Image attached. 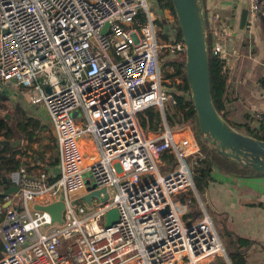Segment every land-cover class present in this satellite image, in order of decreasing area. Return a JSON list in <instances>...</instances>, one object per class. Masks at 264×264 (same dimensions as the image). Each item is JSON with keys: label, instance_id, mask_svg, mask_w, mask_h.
Masks as SVG:
<instances>
[{"label": "built area", "instance_id": "built-area-1", "mask_svg": "<svg viewBox=\"0 0 264 264\" xmlns=\"http://www.w3.org/2000/svg\"><path fill=\"white\" fill-rule=\"evenodd\" d=\"M248 18L264 20V0H249ZM227 20L211 44L224 60L237 31ZM185 57L176 15L156 0H0V82L43 102L58 154L54 171L11 174L18 192L3 198L0 264H199L224 253L208 214L184 221L177 197L194 190L186 159L198 150L174 136L164 102L184 91L169 64ZM148 107L160 131L141 128ZM255 116L264 140V113ZM86 171L99 191L89 201ZM59 200L61 222L39 208ZM112 209L118 218L105 226Z\"/></svg>", "mask_w": 264, "mask_h": 264}, {"label": "crops", "instance_id": "crops-1", "mask_svg": "<svg viewBox=\"0 0 264 264\" xmlns=\"http://www.w3.org/2000/svg\"><path fill=\"white\" fill-rule=\"evenodd\" d=\"M203 3L212 39L216 37L215 31L221 27V22L227 19L236 21L234 38L224 46L228 56L226 60L222 58L227 71L223 94L224 112L227 121L238 125L237 130L244 132L243 124H248L254 131L255 115L264 113V20L250 21L247 15L245 27H238L241 11L248 9L249 0H203ZM171 61L169 65L174 62ZM183 93L186 95L185 91ZM173 131L189 139L191 145L186 150L196 152L199 149L188 125L178 126ZM194 154L190 155L192 159ZM162 159H165V155ZM212 177L202 195L198 193L207 211L202 214H208L218 235L230 234L233 239L239 236L248 241L247 246H240L245 264H264V175L240 178L213 171ZM226 238L220 239L225 253L214 254L199 264H229L228 260L233 264L227 253Z\"/></svg>", "mask_w": 264, "mask_h": 264}, {"label": "trees", "instance_id": "trees-1", "mask_svg": "<svg viewBox=\"0 0 264 264\" xmlns=\"http://www.w3.org/2000/svg\"><path fill=\"white\" fill-rule=\"evenodd\" d=\"M156 1H158L161 6L168 7L175 14L171 0ZM203 4L202 0V5ZM205 13L206 12L204 10L211 97L216 110L219 114L226 118L223 103L224 88L227 80V71L224 69L226 63L219 57V55L214 54L211 50L212 36L207 28L208 21ZM139 16L142 17V14ZM172 67L174 69L173 74L183 76V90L185 92L188 91L184 62L174 61L172 63ZM173 97L175 103L169 105V113H166L165 111L166 120L169 124L176 123L178 126L188 125L194 134L199 149L198 152L194 154V159L191 160L190 164L192 166L193 182L200 195H202V193L207 189L209 182L213 179V171H218L226 175L240 178H249L261 175L252 170L251 167L244 166L234 159L220 154L214 147H210L200 132L196 112L192 106L191 100L187 98L184 93L176 92ZM151 108L152 107L145 108L137 113L138 122L145 132H156L163 128L159 111L157 109L152 110ZM22 119L23 120H20L15 124V129H13L12 126L5 121V119H0V139L20 140L15 147L0 145V206L3 204V192L12 185L11 174L13 172L18 171L21 167L24 168L27 174H32L33 170L38 169L50 172L55 170L58 162L57 143L54 132L52 133L51 131L52 135H48L49 142L47 146L54 149L55 156L52 161H47L44 157V151L39 150L38 147L35 146L39 142L41 128L46 125L41 123L38 118L34 117L24 116ZM228 122L233 127H238V125H235L233 122ZM243 126L245 128L243 133L263 139L261 135L255 134L253 129L248 124H243ZM184 201L186 205V214H184V216L186 215L188 216L187 218L192 217L195 219L196 216L194 215L196 214L197 208L195 197L192 196L190 200H187L186 197H184ZM4 211L5 208L0 207V221L4 215ZM219 237L220 239L226 238L228 240L226 249L232 263L245 264L243 251L240 249V246H247L248 241L239 236L234 237L233 239L230 234L226 235L224 233L220 234ZM224 241L226 243V240Z\"/></svg>", "mask_w": 264, "mask_h": 264}, {"label": "water", "instance_id": "water-1", "mask_svg": "<svg viewBox=\"0 0 264 264\" xmlns=\"http://www.w3.org/2000/svg\"><path fill=\"white\" fill-rule=\"evenodd\" d=\"M171 1L183 41L186 45L185 77L200 132L208 145L217 149L220 154L228 156L244 166H249L255 172L264 175V140L237 130L226 118L219 114L213 104L206 45V20L202 0ZM247 15L248 9H243L238 23L240 29L245 27ZM12 83H14L13 79L8 85ZM7 91V85L4 86L0 82V92L7 93ZM46 91L50 92L48 86L46 87ZM19 142V139L13 141L0 139V145L11 147H15ZM173 164L174 161L169 163L171 167ZM93 188L94 185L87 187L89 190H93ZM17 192V185L12 184L3 194ZM98 194V190H93L87 193L84 198L89 201L92 195ZM194 194L198 202H200V197L195 187ZM179 201L184 210L185 201L182 195L179 196ZM8 205L9 201H6L0 207L6 208ZM63 207V202L59 200L47 206H40L39 208L47 210L53 221L61 222ZM117 218V210H110L104 217L105 226H110ZM3 249V242L0 239V253ZM228 262L231 264L230 260Z\"/></svg>", "mask_w": 264, "mask_h": 264}, {"label": "rangeland", "instance_id": "rangeland-1", "mask_svg": "<svg viewBox=\"0 0 264 264\" xmlns=\"http://www.w3.org/2000/svg\"><path fill=\"white\" fill-rule=\"evenodd\" d=\"M154 12L156 11L154 10ZM166 70H167V66H162V71L164 73L166 72ZM7 88H8L7 93L0 92V119L1 118L5 119V121H7L12 126L13 129H15L14 128L15 124L18 121L23 120L22 118L24 116L38 118L40 122L44 123L46 126L41 128L40 136H39L40 139H39V142L35 146L38 147L39 150L44 151V157L47 161H52L53 157L55 156V152L53 148L47 145L49 142L48 135H52L53 131L51 129L52 126L50 124V121L48 120L47 113L44 108L43 102H39L38 104L31 103L29 99L30 93L26 87L17 86L15 83H12L8 85ZM168 107H169V104L167 101H165L164 108H165L166 113L170 112V109ZM151 109L156 110L155 107H152ZM169 126L172 130L178 127L176 123L175 124L170 123ZM175 137L177 138V140H180V135L178 134V132ZM166 154L167 153L164 154L165 155L164 160L166 163L167 162L171 163L175 160V159L173 160L168 154H167L168 156ZM193 159H192V156L189 155L186 160L190 164L191 160ZM163 169H164V166L160 167L161 171H163ZM83 177H84L86 187H91L94 185L93 178H92L90 171L84 172ZM180 195H182L183 197H186L187 200H190L192 196L195 197L194 192L190 190H186L184 192L177 194V197L179 198ZM201 201H202L203 206L201 202H198V200H196L197 208H196V214L194 215L199 218L204 215L202 214V212L206 211L202 198H201ZM185 211L186 210H183V213H182L183 215L182 218L184 221L188 217L186 215L184 216V214H186Z\"/></svg>", "mask_w": 264, "mask_h": 264}, {"label": "bare ground", "instance_id": "bare-ground-1", "mask_svg": "<svg viewBox=\"0 0 264 264\" xmlns=\"http://www.w3.org/2000/svg\"><path fill=\"white\" fill-rule=\"evenodd\" d=\"M174 136H176V132H174Z\"/></svg>", "mask_w": 264, "mask_h": 264}]
</instances>
